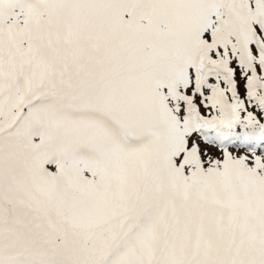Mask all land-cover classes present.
<instances>
[{
  "label": "snow or ice",
  "instance_id": "snow-or-ice-1",
  "mask_svg": "<svg viewBox=\"0 0 264 264\" xmlns=\"http://www.w3.org/2000/svg\"><path fill=\"white\" fill-rule=\"evenodd\" d=\"M0 264H264V0H0Z\"/></svg>",
  "mask_w": 264,
  "mask_h": 264
}]
</instances>
